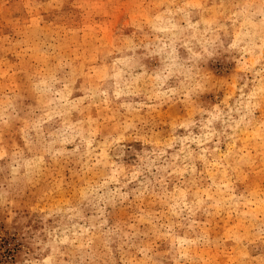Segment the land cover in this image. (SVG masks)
Wrapping results in <instances>:
<instances>
[{"label":"rangeland","instance_id":"374dc122","mask_svg":"<svg viewBox=\"0 0 264 264\" xmlns=\"http://www.w3.org/2000/svg\"><path fill=\"white\" fill-rule=\"evenodd\" d=\"M0 264H264V0H0Z\"/></svg>","mask_w":264,"mask_h":264},{"label":"clouds","instance_id":"9594fccd","mask_svg":"<svg viewBox=\"0 0 264 264\" xmlns=\"http://www.w3.org/2000/svg\"><path fill=\"white\" fill-rule=\"evenodd\" d=\"M209 55H211V53H209Z\"/></svg>","mask_w":264,"mask_h":264}]
</instances>
